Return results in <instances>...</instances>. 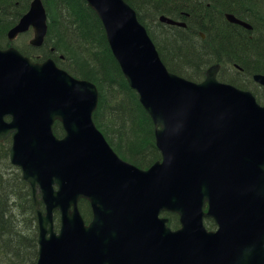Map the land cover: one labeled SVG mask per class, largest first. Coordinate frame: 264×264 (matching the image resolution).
Here are the masks:
<instances>
[{"label": "water", "instance_id": "water-1", "mask_svg": "<svg viewBox=\"0 0 264 264\" xmlns=\"http://www.w3.org/2000/svg\"><path fill=\"white\" fill-rule=\"evenodd\" d=\"M85 1L153 122L161 159L143 169L112 149L92 119L99 99L93 82L52 58L35 62L13 45L0 48V141L11 136L10 161L32 190L35 264H264V104L219 81L217 65L200 82L170 72L124 0ZM30 28L29 43L41 46L42 0H31L8 41ZM254 81L264 87V74ZM56 121L62 137L53 132ZM81 199L91 207L88 223ZM163 212L177 214L179 227ZM207 217L215 231L207 230Z\"/></svg>", "mask_w": 264, "mask_h": 264}, {"label": "trees", "instance_id": "trees-1", "mask_svg": "<svg viewBox=\"0 0 264 264\" xmlns=\"http://www.w3.org/2000/svg\"><path fill=\"white\" fill-rule=\"evenodd\" d=\"M31 0H0V47L9 42L6 33L27 11ZM145 26L167 69L188 80L204 78L207 64L231 60L264 73V0H222L232 12L248 20L251 31L229 24L216 14L221 0H124ZM47 13V32L39 47L16 46L33 61L52 58L57 66L76 78L93 82L99 101L92 119L112 149L134 165L147 168L160 160L154 140V125L124 79L106 41L100 19L85 0H42ZM185 22V27L166 25L160 15ZM187 14V15H185ZM157 31V32H156ZM198 31L205 34L201 39ZM248 32V33H246ZM250 36V37H249ZM253 62L248 64L247 62ZM249 89L244 81L222 77ZM264 89H262L263 93ZM256 95L257 101L262 97ZM53 132L64 134L55 122ZM10 137L0 143V264H35L38 258V225L32 190L20 169L10 163ZM3 154V155H2ZM8 156V157H7ZM7 157V158H6ZM2 159V160H1ZM9 170V171H8ZM85 221L92 216L90 204H78ZM168 225L179 226L178 216L163 213ZM55 227L58 216L55 215ZM208 226V219H205Z\"/></svg>", "mask_w": 264, "mask_h": 264}, {"label": "bare ground", "instance_id": "bare-ground-1", "mask_svg": "<svg viewBox=\"0 0 264 264\" xmlns=\"http://www.w3.org/2000/svg\"><path fill=\"white\" fill-rule=\"evenodd\" d=\"M222 0L220 1V3L217 5V8H216V14L217 16H219L220 18H224L229 24H235V25H238L242 28H244L245 31H251L252 29V25L251 23L248 21V20H243L245 21V23H247L249 26H242L238 23H234V22H231L229 19H228V15H234L236 16L233 12H232V9H234L235 7L232 5V4H226L225 6H223L221 4ZM163 15V14H162ZM187 15V14H185ZM161 16V15H160ZM159 16V17H160ZM165 17H168L172 20H174L175 22H178V23H182L181 25H178V24H168V23H165V22H162L160 21L161 23H164L166 25H171V26H177V27H185V22L182 21V20H179V19H173L167 15H163ZM237 17V16H236ZM238 18V17H237ZM240 19V18H239ZM242 20V19H241ZM248 33V32H246ZM198 34L200 36L201 39H204L205 38V34L202 32V31H198ZM250 37V36H249ZM29 45H31L29 43ZM32 46V45H31ZM26 56V55H25ZM28 57V56H27ZM30 58V57H29ZM227 62H231L233 63V67L237 70V72H228L226 74H222L224 77H234L236 79H239V81H254V75L256 74H260L261 72H255V71H251L250 69V66L247 67V65H240L234 61H231V60H222L220 62H212V63H209L206 65L205 69H204V75H205V72L206 70L212 66V65H217V71L219 69V67L221 66L222 69H227L228 68V65L226 64ZM248 64H251L253 62H247ZM241 71V72H240ZM264 74V73H262ZM255 82V81H254ZM227 83H230V82H227ZM258 86L262 87L261 85H259L257 82H255ZM231 84V83H230ZM233 85V84H232ZM235 86V85H234ZM130 87V86H129ZM237 87V86H235ZM131 88V87H130ZM237 88H240V87H237ZM264 88V87H262ZM132 89V88H131ZM242 89V88H240ZM134 90V89H133ZM246 90H250V89H246ZM135 91V90H134ZM251 91V90H250ZM252 92V91H251ZM253 93V92H252ZM256 97V95H255ZM93 115V114H92ZM168 213H171V212H168ZM175 214V213H174ZM177 215V214H176ZM178 216V215H177ZM205 219H208L205 218ZM179 221V220H178ZM204 224H205V220H204ZM179 227V226H178ZM249 247H251V239L250 237H247L246 240H245V245H244V248L246 249H249Z\"/></svg>", "mask_w": 264, "mask_h": 264}, {"label": "rangeland", "instance_id": "rangeland-1", "mask_svg": "<svg viewBox=\"0 0 264 264\" xmlns=\"http://www.w3.org/2000/svg\"><path fill=\"white\" fill-rule=\"evenodd\" d=\"M159 18V17H158ZM158 21H159V19H158ZM157 32V31H156ZM33 37V31H32V29H30V30H28L27 32H24V33H22V34H20V35H18L11 43L13 44V45H15V46H26L27 44H29V40L31 39ZM246 84H247V86L249 87V89L253 92V93H255L256 92V94L259 96H263L262 97V102H264V91H263V93H262V89H264V88H262V87H260V86H258L253 80L252 81H244ZM3 155V154H2ZM9 155V154H8ZM8 157V156H7ZM6 157V158H7ZM8 159H9V157H8ZM2 160V159H1ZM14 166V165H13ZM15 167V169H14V171L16 170V166H14ZM18 168V167H17ZM19 169V168H18ZM9 171V170H8ZM42 206V205H41ZM36 217H37V215H36Z\"/></svg>", "mask_w": 264, "mask_h": 264}, {"label": "flooded vegetation", "instance_id": "flooded-vegetation-1", "mask_svg": "<svg viewBox=\"0 0 264 264\" xmlns=\"http://www.w3.org/2000/svg\"><path fill=\"white\" fill-rule=\"evenodd\" d=\"M226 64L228 65V68L227 69L224 70L220 66L219 69H218V71H217V78L219 80H221V78L224 77L222 74H226L228 72H237V70L233 67V63L227 62ZM222 80H226V79H222ZM207 229L209 231H215L217 229V223L211 217H208V226H207Z\"/></svg>", "mask_w": 264, "mask_h": 264}]
</instances>
